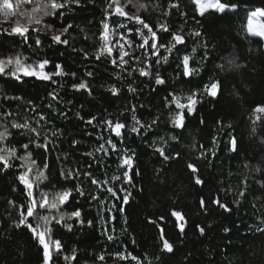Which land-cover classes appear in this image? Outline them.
Instances as JSON below:
<instances>
[{"label": "trees", "instance_id": "1", "mask_svg": "<svg viewBox=\"0 0 264 264\" xmlns=\"http://www.w3.org/2000/svg\"><path fill=\"white\" fill-rule=\"evenodd\" d=\"M12 2L15 5L16 0ZM109 2L80 0L58 10L63 16L43 17L39 25H30L41 31H33L28 43L4 31L11 29L17 17L6 20L0 12V58L19 55L33 64L48 59L51 63L46 71H54L53 65L60 64L67 73L54 77L55 83L35 77H24L20 82L0 77V132L11 133L0 147L16 150L11 167L0 166V264H43L42 246L27 228L15 225L33 200L42 201L46 194L51 201L56 193L74 185L85 194L73 192L74 199L58 209L37 207V216L29 217L35 226L42 223L38 216L58 218L60 213L81 210L83 225L66 218L74 225L72 231L54 221L49 225L53 238L64 245L59 254L52 250L51 264H264V123L252 121L253 109L264 104V40L249 36L245 29L248 11L264 8V0H240L241 6L235 11H210L203 16L197 14L193 0H132L125 11L153 27L160 43L167 47L171 40L161 25L185 38L186 46L177 45L172 52L159 48L167 61L161 59L158 64L147 45L139 47L143 43L141 32L151 37L148 30L135 19L111 14L113 9L106 17ZM104 23L111 33L107 45L121 43L130 54L125 57L127 64L120 63L119 51L113 50L110 56L106 51L101 54ZM67 25L72 27L62 39L69 43H52L51 36L59 35ZM37 36L39 47L34 43ZM184 55L190 56L189 67L198 69L191 77L182 75ZM233 57L243 65L241 68L218 67ZM141 68L149 75L141 76ZM157 73L165 84L155 83ZM213 79L223 81L218 101L200 97L196 113L187 118V127L174 128L170 117L175 108L168 105L166 97L198 92ZM81 82L90 91L73 87ZM112 88L117 89L116 94ZM92 117L96 119L89 125ZM156 118L151 129L141 128ZM106 120L126 125L123 138H115L119 141L115 151L106 143L114 137ZM13 124L28 127L14 128ZM133 126L139 130L131 131ZM172 135L179 140L171 141ZM230 136L236 138L238 151L231 150ZM44 144L47 150L37 146ZM101 144L107 153L100 149ZM159 147L170 156L179 153V158L164 160L155 151ZM29 152L31 157L23 164L18 157ZM127 154L133 155L134 169L139 172L132 183L122 175V158ZM188 163L196 165L199 172L192 174ZM27 166L34 178L38 171L47 176L34 184L31 196L19 180ZM61 171L78 174L79 178L66 180ZM86 171L101 183L92 184L83 175ZM196 175L203 184L195 183ZM117 176L119 180L113 179ZM29 179L33 180L30 174ZM108 188L121 199L113 197ZM125 195L126 204L122 202ZM93 196L99 199L93 200ZM202 198L208 202L207 211L200 207ZM214 198L231 211L211 203ZM173 210L185 217L184 233L171 215ZM88 220L93 221L92 226ZM196 225L204 227V234ZM161 228L174 244L173 254L162 250ZM73 255L75 259H64Z\"/></svg>", "mask_w": 264, "mask_h": 264}, {"label": "snow or ice", "instance_id": "2", "mask_svg": "<svg viewBox=\"0 0 264 264\" xmlns=\"http://www.w3.org/2000/svg\"><path fill=\"white\" fill-rule=\"evenodd\" d=\"M132 0H126L124 4L121 3V0H110V2L107 4L105 8V16H109V9H113L112 13L113 15H119L127 17L128 19H135L138 23L143 25V28L147 29L148 32L151 34V37L145 36L143 32L140 33L143 43L139 45L140 48H143L145 45L148 46L150 50H152V55L156 56L157 59L154 61L155 63H160V60L163 59L164 61H167V57H162L159 53V48H165L166 51L172 52L174 48L177 47V45H184L185 44V38L178 33H173L168 29L167 27L161 25V29L163 31H167L169 33V36L171 37V40L169 41L170 46H165L163 43L159 42V37L157 32L153 29V27H150L147 23H145L139 16H133L129 15L125 11V8L127 7L128 3H131ZM79 4L80 0H16L15 5L13 4L12 0H0V12L3 13L6 20L8 17H17L13 21V26L11 29H4L5 32H7L9 35H18L20 36L25 43H28L32 36L31 33L33 31L39 32L41 31L38 28H30V25L32 23H35L39 25L42 22V18L46 16H63L64 13L62 11H58L61 9H64L65 7L71 5V4ZM194 3L197 6L199 15L203 16L206 13H209L210 10L213 13H223L226 14L228 11H235L238 7L241 6L240 0H236V2H233V0H194ZM29 6L27 9H24V6ZM173 7H178V5H172ZM140 8H145L146 5L140 4ZM248 19H247V31L250 35L258 36L261 38H264V24H256L254 26V20H257L260 17H264V8H255L252 10H249L247 13ZM223 17H221L222 19ZM72 27V25H67L62 27V31L59 35L53 34L51 36V41L54 44H65L67 45L69 41L67 39H62V36L68 32V30ZM108 28L109 25L107 23H104V29L105 33L102 34V39L105 41V44L102 46L101 54H103L105 51L110 56L112 54V48L107 46L108 41ZM51 31V29H49ZM196 36H199L200 33H195ZM34 43L37 47L41 45V40L39 36H37L34 40ZM178 50V49H177ZM195 51V49H193ZM126 56H130L128 52L124 50L123 45L119 48V59L120 63L127 64L128 60L125 59ZM99 55L97 56V59H99ZM189 61L190 56L184 55L182 57V66H183V72L182 75L185 77H191L193 74L198 72V69L190 68L189 67ZM51 62L48 59H43L40 61H37L35 64L33 63H27L24 59H22L19 55L13 56V57H7V58H0V77H8L11 78L17 82L22 81L24 77H35L39 80L43 81H50L52 83H55L56 81L53 79L56 76H64L67 75L63 71V67L60 64H54V71H46V66L49 65ZM112 63H116L115 60L112 61ZM243 65L237 63L236 58H230L227 59L224 65H219L222 70H226L228 67H231L233 69H239ZM141 76H148L149 72L145 69L141 68L139 70ZM74 76L75 73H72ZM89 76L92 75L91 72L88 73ZM155 83L157 85H163L165 84V81L159 76L157 73L155 76ZM223 81L213 79L208 84H205L202 89H200L198 92H192L188 94L187 96L181 97L176 96L173 94H169V97H166L168 105L174 106L175 111L172 113L170 119L171 123L174 128L177 129H184L187 127V118L189 116H193L197 109L196 105L200 103V97L207 96L213 100L219 99V97L223 93ZM73 87L77 90L81 89H87L90 91L89 86L85 82H81L79 84H74ZM131 91H136V89H130ZM111 91L113 94L117 93V89L112 88ZM49 95L52 97L53 100H56V96L53 95V93H49ZM51 107V104L49 105ZM258 113L264 114V104L257 105L253 109V115L255 116V120L253 123L261 122L264 123V120L261 119L260 115H256ZM41 120L45 119V117L41 116ZM95 117H92L87 121L89 125L92 124L93 120H95ZM133 119L136 121V124H140V121L136 119L135 116H133ZM158 118L154 119L152 121V124L149 125H140L141 128L147 127L148 129H151L152 125L157 123ZM202 122V121H201ZM105 125L107 126V129H111L114 133V137H110L106 140V143L109 144L112 148V150L117 149V143L119 141L115 140V138H123L122 129L126 127L124 123H121L119 121H111L106 120L104 121ZM12 127L14 128H27V124H13ZM229 127H231L229 125ZM139 129H137L135 126L132 127L131 131L136 132ZM256 129L253 128V131ZM31 131L35 132L36 129L33 128ZM11 133L7 132L5 130L4 132H0V142H3L10 136ZM103 139V137H101ZM171 141H178L179 137L176 135H172L169 137ZM215 138L213 140V143L215 144ZM163 143H167V141H163ZM230 146L232 151H238V142L234 136H230ZM38 147H43L45 150H47V145H37ZM23 148L27 149L28 145L24 144L22 145ZM201 148H203V145H201ZM100 149L104 150L107 153V149L104 148V145H100ZM156 152L159 153L161 157H163L164 160H172V159H178L179 153H176L175 156H170L166 153L165 148L159 147L155 149ZM214 154V153H213ZM203 155V153H202ZM13 156H16V150L14 148H3L0 147V166L3 168H9L11 167L10 160ZM31 153L29 152L26 157H18L19 159H30ZM32 164H35V161H32ZM44 168H47L48 165L45 163L43 165ZM91 167V165H89ZM121 167H124L125 170L123 171L122 175L126 179L128 183H132L134 175H139V172L134 169V158L133 155L127 154L123 156L122 158V164ZM187 169L190 170L192 174H197L199 172V169L194 165L193 163H188L186 165ZM260 169H257L259 171ZM32 171L31 167H28L27 171L23 172L19 176L20 182L29 189L28 195L31 196L32 192L31 189L34 186V184L37 181H42L44 179H47V176L45 175L44 171H38L35 177V180L29 179V174ZM130 172H132V175H130ZM84 176L90 178V182L95 185H99L101 182L91 178L92 173L91 172H84ZM61 176L66 179L70 180L73 178L78 179V174H73L72 172L65 173L64 171H61ZM113 179L119 180L120 177H113ZM195 183L200 185L203 184L204 181L199 177V175L195 176ZM123 191H126V189H122ZM107 191L113 196L117 197V199H121L117 196V192L114 191L112 188H108ZM73 192L78 193L79 195L83 196L85 193L81 189L79 185H74L73 188H67L63 190L62 192L56 193L51 201L47 198V195L45 194L43 196L42 201H35L33 200L31 203H29L25 210L20 213V219L18 223L15 225L16 227L24 226L27 228L34 239L37 240V242L42 246L44 258H43V264H51L53 257H52V250H55L57 254H59L62 250L64 245L62 244V241L59 239L53 238V232L52 227H49L52 222H55V225L63 224L65 228H67L68 231H72L74 225L71 223L66 222L67 220L75 219L78 223L83 225L85 221L81 219V210L79 208H76L74 211L70 213H60L59 217L56 216L49 217L47 215L45 216H38V220L42 221L43 223H37L35 226L33 223L29 220V217L37 216L36 208H50V209H58L60 206L64 205L66 202H70V198H73ZM130 195V193H129ZM240 195H244V193H240ZM93 200L99 199V197L93 196ZM123 203H128V195H125L122 198ZM207 203L203 198L200 200V207L203 211H207ZM211 203L216 204L220 208H223L225 211H231V209L228 208V206L221 202L219 198H214L211 200ZM115 207V205H114ZM121 211L123 209H120ZM171 215L177 219V226L179 227V230L181 233H184L185 230V224L186 220L185 217L182 215L181 212L173 210L171 212ZM160 219H163L161 217ZM182 221V222H181ZM155 223V222H153ZM87 224L89 226H92L93 221L88 220ZM53 225V226H55ZM196 228L199 230L201 234H204L205 229L204 227H201L200 225H196ZM225 231H228V229H225ZM261 231H264V229H261ZM166 233L161 228V241H162V250L173 254L175 251L174 244L171 243L167 238H165ZM109 239H112L111 236H109ZM75 252V250H73ZM131 255V254H129ZM75 255L72 257L65 256L64 259H75ZM127 257L121 256V259H126ZM100 259H103V257H100ZM132 260H137L138 258L136 256H131Z\"/></svg>", "mask_w": 264, "mask_h": 264}, {"label": "rangeland", "instance_id": "3", "mask_svg": "<svg viewBox=\"0 0 264 264\" xmlns=\"http://www.w3.org/2000/svg\"><path fill=\"white\" fill-rule=\"evenodd\" d=\"M193 4L195 5V8H196V11H197V14H199V12H198V9H197V6H196V4L194 3V0H193ZM211 11V10H210ZM228 12H232V11H228ZM247 19H248V16H247ZM247 19H246V24H245V29H246V33L249 35V36H251V37H254V38H259V39H261V40H264V38H261V37H258V36H253V35H250L249 33H248V31H247ZM254 26L256 25V24H264V17H260V18H258L257 20H254ZM104 33H105V29H104ZM103 33V34H104ZM107 35H108V39L110 38V35H111V33L109 32V28H108V32H107ZM122 44L121 43H117L115 46L113 45H107L108 47H111L112 48V51L113 50H115V51H119V48H120V46H121ZM256 115H260L261 117L264 115V114H262V113H258V114H256ZM255 120V116L253 115V112H252V121H254ZM27 162V160L26 159H23L22 160V163L23 164H25ZM28 167L29 166H27V169H28ZM33 174V172L31 171L30 172V175H31V179H35L34 178V176L32 175ZM26 188V187H25ZM26 191H27V195H28V191H29V189H27L26 188ZM31 191H32V189H31ZM29 196V195H28ZM43 223V222H42Z\"/></svg>", "mask_w": 264, "mask_h": 264}]
</instances>
